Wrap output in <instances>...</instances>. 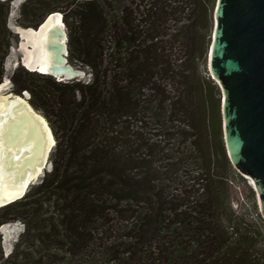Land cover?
<instances>
[{
  "label": "trees",
  "instance_id": "16d2710c",
  "mask_svg": "<svg viewBox=\"0 0 264 264\" xmlns=\"http://www.w3.org/2000/svg\"><path fill=\"white\" fill-rule=\"evenodd\" d=\"M217 0H25L18 23L62 11L72 80L19 65L57 136L53 166L0 207L25 228L0 264H264V218L225 142L209 53ZM12 0H0V83Z\"/></svg>",
  "mask_w": 264,
  "mask_h": 264
},
{
  "label": "water",
  "instance_id": "95a60500",
  "mask_svg": "<svg viewBox=\"0 0 264 264\" xmlns=\"http://www.w3.org/2000/svg\"><path fill=\"white\" fill-rule=\"evenodd\" d=\"M22 1L15 0L16 3ZM56 14H59L58 18ZM27 30H32L42 41L41 58L34 68H29L23 60L22 42L26 39L23 32ZM16 32L19 36L18 50L23 56L22 64L28 69L59 80L87 76L84 67L69 60L68 31L62 11L48 13L36 27L18 26ZM208 65L223 94V129L230 160L251 181L264 218V0H217ZM18 96L27 100L30 107L21 102ZM30 98L31 93L27 89L21 94L10 92L7 110L12 123L7 128L2 127V155H7L8 145L19 147L23 144L26 135L19 142L18 133L24 124L31 129L36 127L42 130L37 118L40 115L50 128L54 143L46 160L44 154L40 158L27 159L28 162L35 161L33 169L36 164L42 166L43 172L56 139L49 121L31 104ZM5 163L6 170L14 172L17 180L20 171L19 168L14 169L13 153L8 154ZM35 180L32 179L24 193L12 200L0 197V207L22 198Z\"/></svg>",
  "mask_w": 264,
  "mask_h": 264
},
{
  "label": "bare ground",
  "instance_id": "6f19581e",
  "mask_svg": "<svg viewBox=\"0 0 264 264\" xmlns=\"http://www.w3.org/2000/svg\"><path fill=\"white\" fill-rule=\"evenodd\" d=\"M56 16L58 18L59 14H56ZM23 35L26 37L22 42V49L25 50L23 60L29 68H34L41 58L42 41L32 30L24 31ZM8 82L6 80L0 85V197H4L6 200H12L24 193L28 183L32 179H37L39 173L42 172V166L36 164L35 169H33L32 166L35 164V161L28 162L29 159L27 158H37L38 156L40 158L41 154H44L46 160V156L54 143V139L45 119L37 115V118L41 122L42 130H38L36 127L31 129L30 126L28 127L24 124L18 133L19 142L26 135L23 144L19 147L8 145L7 155L5 157L2 155V150L4 149L2 127L5 126L7 128L12 123V117L7 110V100L10 94L5 95L2 92L8 87ZM18 98L30 107L27 100L19 96ZM10 153L14 154V169L19 168L20 171L17 180L14 177V172H9L5 168L6 158Z\"/></svg>",
  "mask_w": 264,
  "mask_h": 264
},
{
  "label": "rangeland",
  "instance_id": "374dc122",
  "mask_svg": "<svg viewBox=\"0 0 264 264\" xmlns=\"http://www.w3.org/2000/svg\"><path fill=\"white\" fill-rule=\"evenodd\" d=\"M24 1L25 0H23L21 3H16L15 0H12V8H11V12H10V15H9V18H8V26L11 29L13 34H12V37H11L10 50H9V53H8V55L6 57V62H5V75H4V78H3V82H5L6 80H8V81L11 80V81L8 82V87L2 91L5 95L10 94V92H13V93H16V94H21L22 91H23V90L20 91V92L16 91V89H15L16 87L14 85V82L11 79V75L13 74V72L15 71V69L19 65H23L22 64L23 56H22V53H20V51L18 50V46H17V42L19 40V36H18V34L16 32V29H17L18 26H21L18 23V17L20 15L21 4ZM22 52H23V55H25V50L24 49H22ZM72 63L77 65V66L84 67V66H82L80 61H75V62H72ZM85 69L87 70V68H85ZM90 76H91V74L87 72V76L85 78L88 79ZM29 101L32 104L31 98L29 99ZM36 109L39 110L45 116V114L43 113L42 109H38V108H36ZM45 117L49 121L48 117L47 116H45ZM49 124L51 125L50 121H49ZM51 127H52V125H51ZM52 129H53V127H52ZM53 132H54V129H53ZM54 135H55V139H56V143H57V136H56L55 132H54ZM55 147H56V144L54 145V147L52 148V151L50 153L48 165L43 170L42 174L35 180V182L30 185V187L32 185H34V184L39 183L42 180V178L46 175V173L52 169V166H53L52 154H53V152L55 150ZM250 183H251V181L248 178H247V181H246L247 185H245L242 182H239V183L237 182V187H238L239 193H238V195L236 197L238 199H236L234 201V203H235V207L236 208L239 209V208L242 207L245 211H247V212H249L251 214H254V213H256V210H255V207L253 205V201H254L253 197H255V199L257 201V204H258V207H259V201H258L257 194H255V196L253 195V197H251L252 196V191L250 189ZM259 209H260V207H259ZM24 228H25V224H24V222L22 220L10 221V222H7V223L3 224L0 227V232H1V236H2V246H3V250H4V253H5V256L8 255L12 251L15 243L19 239V236L22 233V231L24 230Z\"/></svg>",
  "mask_w": 264,
  "mask_h": 264
}]
</instances>
